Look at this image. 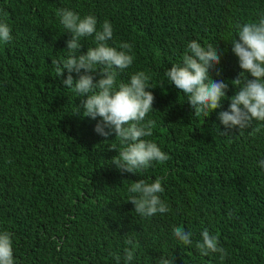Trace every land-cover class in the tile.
Masks as SVG:
<instances>
[{
    "label": "trees",
    "instance_id": "trees-1",
    "mask_svg": "<svg viewBox=\"0 0 264 264\" xmlns=\"http://www.w3.org/2000/svg\"><path fill=\"white\" fill-rule=\"evenodd\" d=\"M61 8L95 15L98 30L110 21L109 45L133 46L134 62L117 70V83L139 71L150 75L155 101L146 119L156 125L146 139L168 155L166 162L121 174L111 164L122 150L119 140L95 132L99 118L76 114L81 98L51 64L68 58ZM0 9L13 35L0 42V231L13 234L15 264H117V254L124 264L129 237L137 245L131 264H159V257L173 264H264V168L258 166L264 122L228 137L218 119L237 91L231 81L243 71L231 50L237 25L264 16V0H0ZM194 39L219 49L221 74L214 70L212 77L229 83L222 108L199 116L165 75ZM81 43L82 54L95 47L94 37ZM157 177L170 210L141 217L127 189ZM174 226L192 233V245L175 239ZM205 228L218 234L225 260L197 250Z\"/></svg>",
    "mask_w": 264,
    "mask_h": 264
},
{
    "label": "clouds",
    "instance_id": "clouds-1",
    "mask_svg": "<svg viewBox=\"0 0 264 264\" xmlns=\"http://www.w3.org/2000/svg\"><path fill=\"white\" fill-rule=\"evenodd\" d=\"M0 13L7 15L3 9H0ZM57 16L66 33L70 34L66 42L68 58L62 63L52 60L51 64L62 77V84L81 98L76 114L93 120L99 118L95 132L105 138L114 134L115 139L119 140L122 150L112 158L111 164L121 174H137L149 168L153 162H166L168 155L156 142L146 139L152 135L156 125L154 120L146 119L147 114L154 109L155 101L154 93L148 90L155 88L150 85V75L139 71L131 75L129 82L117 83V70L122 72L134 62L133 46L126 42L118 47L109 45L114 29L108 20L98 30L95 15L81 17L77 12L61 8L57 10ZM237 29L231 50L238 57L243 71L231 81L237 91L231 96L228 109L218 113V119L226 129L224 135L228 137L233 129L238 128L241 133L252 128L253 121L264 122V16L258 21L237 25ZM87 37H94L95 47H89L87 53L82 54L81 41ZM12 40L10 24L0 19V42L9 43ZM220 63L218 48L211 44L202 46L194 39L188 43L182 63L172 65L165 74L172 86L188 96L187 103L197 116L209 110L212 113L221 109L225 98L229 99V83L212 77L214 70L217 75L221 74L217 67ZM97 65L100 67L97 68ZM97 73L100 76L98 80L95 79ZM249 74L252 79H249ZM255 131H259V128ZM111 149L117 151L112 145ZM258 166L264 168V159L258 161ZM127 191L130 194L127 202L134 205V211L141 217L150 218L170 210L161 199L164 187L159 177L151 183L139 179ZM228 215H232L231 211ZM173 234L183 245H192V233L183 226H174ZM201 235L202 239L195 246L202 256L218 253L221 261L228 257L229 253L221 246L218 234L212 235L205 228ZM125 244L128 247L124 249L123 261L124 264H131L137 250L134 237L126 239ZM115 259L120 264L119 254ZM158 259L159 264H173L168 258ZM0 264H15L13 234L6 230L0 231Z\"/></svg>",
    "mask_w": 264,
    "mask_h": 264
}]
</instances>
